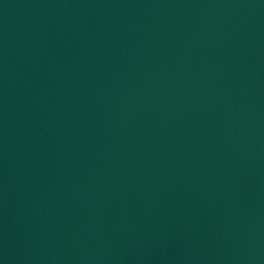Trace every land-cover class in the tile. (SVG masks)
I'll return each mask as SVG.
<instances>
[{
    "label": "water",
    "instance_id": "water-1",
    "mask_svg": "<svg viewBox=\"0 0 264 264\" xmlns=\"http://www.w3.org/2000/svg\"><path fill=\"white\" fill-rule=\"evenodd\" d=\"M0 264H264V0H0Z\"/></svg>",
    "mask_w": 264,
    "mask_h": 264
}]
</instances>
